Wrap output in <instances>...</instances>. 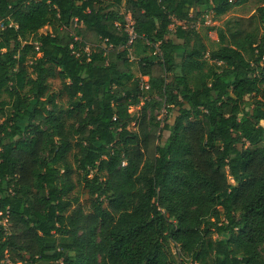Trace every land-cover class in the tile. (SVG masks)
Returning <instances> with one entry per match:
<instances>
[{
    "label": "trees",
    "instance_id": "trees-1",
    "mask_svg": "<svg viewBox=\"0 0 264 264\" xmlns=\"http://www.w3.org/2000/svg\"><path fill=\"white\" fill-rule=\"evenodd\" d=\"M246 1L0 0V264H264V0L207 57L186 27L167 37ZM144 93L162 122L129 113Z\"/></svg>",
    "mask_w": 264,
    "mask_h": 264
},
{
    "label": "rangeland",
    "instance_id": "rangeland-1",
    "mask_svg": "<svg viewBox=\"0 0 264 264\" xmlns=\"http://www.w3.org/2000/svg\"><path fill=\"white\" fill-rule=\"evenodd\" d=\"M261 4H262L261 0H248L241 5H236V6L231 7L227 12H225L224 14L220 15L218 18L215 19L214 28H209L210 26L204 22L202 16H198L197 19L194 21L195 23L194 27L191 26V21H188L186 23L187 25L185 29H188V31H191L192 39L189 41L186 49L188 50L192 46H197L201 42L202 44L206 46L205 57H207L208 49L215 46V42L217 41V31L219 29L225 30L227 27L234 26L235 22L238 19H246L249 16L254 15L256 8L260 6ZM120 8H123V7H120ZM201 9L204 10L205 7L202 6ZM122 11H124V9H122ZM176 25L177 23L176 24L174 23V25L170 27V32L167 35L168 38L175 39L174 31H175ZM44 31H46V27H43L39 30V32H44ZM252 31L256 35L257 39H259L260 37L264 35V29L261 26L257 25L256 22L253 25ZM177 52L179 55L177 59L179 60V57L181 56L183 52L181 50H178ZM129 59L131 61L130 67L133 73V78L129 81H126L124 87L128 90H132L133 86L136 84L135 79L139 78L140 76H139L137 63L134 61V55L131 52L129 54ZM166 79L167 81H171L172 74L167 73ZM47 85H48V92L55 93L56 95L55 101L57 105L61 108H65L67 106V97H66L64 90L62 89L61 80L58 77L48 78ZM139 85L142 91L144 92V89H146L147 87L145 78L144 79L141 78V81L139 80ZM252 97H253L252 95H248L245 97V99L251 100ZM154 99L156 102H150V97L144 93L143 96L141 95L138 105L129 107L128 109L129 113L134 114L138 112L140 107L144 103H147L148 111L152 113L153 115H155L156 118L160 119V121L162 122L165 118L168 117V113L166 112L162 99L158 96H154ZM24 123H25L24 121L23 123L21 121V126H23ZM129 128L130 130H135V127L133 126V122L130 123ZM76 177L77 175H76V172L74 171L72 174V179L74 180L76 185H75V188L69 193V196L74 203L72 207L80 206L86 212L89 210V197L87 195L86 188L83 186V183H77L75 181ZM228 182L231 184H234V181L231 177H228ZM74 199L76 201H74ZM171 248H172L173 253L179 254L180 251L177 245H175L174 243H171ZM6 263L8 262L6 261ZM15 264H21V263L18 262Z\"/></svg>",
    "mask_w": 264,
    "mask_h": 264
},
{
    "label": "built area",
    "instance_id": "built-area-1",
    "mask_svg": "<svg viewBox=\"0 0 264 264\" xmlns=\"http://www.w3.org/2000/svg\"><path fill=\"white\" fill-rule=\"evenodd\" d=\"M122 9H124V7L119 9V14H122L123 15L124 22H123V25L122 26H123L124 31L127 32V34H128V38L126 40L125 46L128 49L131 50L132 49V45L134 43V40L137 37L136 36V33L134 32V29H133V23H134V21H133V19L131 17V14L129 12L125 11V9H124V11H122ZM202 18H203L204 22L207 25H209V26H215V23H214L215 19H213V14H212V11L211 10L210 11H207V12H204V14L202 15ZM178 24L181 25L182 27H186L185 22H183V21L178 22ZM118 25L121 27V24L120 23H118ZM191 26L194 27L195 26V23H191ZM101 47L104 48V49H109L112 46L110 44L109 45H105L104 43H101ZM120 47L122 48L124 46H120ZM84 51L87 52V53H89L90 48L88 46H86L84 48ZM142 78L143 79L145 78V80H147V77L146 76H143Z\"/></svg>",
    "mask_w": 264,
    "mask_h": 264
},
{
    "label": "crops",
    "instance_id": "crops-1",
    "mask_svg": "<svg viewBox=\"0 0 264 264\" xmlns=\"http://www.w3.org/2000/svg\"><path fill=\"white\" fill-rule=\"evenodd\" d=\"M198 9V8H197ZM178 22H180V21H177L176 23L178 24Z\"/></svg>",
    "mask_w": 264,
    "mask_h": 264
}]
</instances>
